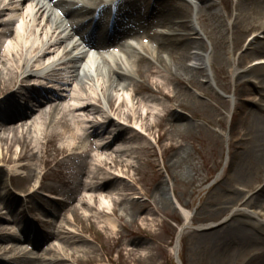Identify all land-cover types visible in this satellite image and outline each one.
I'll use <instances>...</instances> for the list:
<instances>
[{
	"label": "rangeland",
	"instance_id": "1",
	"mask_svg": "<svg viewBox=\"0 0 264 264\" xmlns=\"http://www.w3.org/2000/svg\"><path fill=\"white\" fill-rule=\"evenodd\" d=\"M85 2L87 4L89 1ZM244 2L200 0L197 15L190 4L175 2L182 10L189 9L191 17L196 19V26L203 34V48L211 55L208 71L218 92L209 87L204 73L198 70L188 72L184 67L186 43L178 45L174 60L168 59L172 70L176 72V77L171 81L165 80L162 69H158L160 75L147 74L142 77L133 72L134 80L123 82L130 85L127 94L119 95L113 90L102 93L104 87L107 91V85L115 79L112 69L118 67L114 65L105 68L97 85L99 89L93 87V83L90 86L75 82L72 89L83 88L81 96L100 99L98 106L110 112L117 122L111 124L112 129L118 128L119 124L132 129L128 132L131 137L129 145L143 146L142 140H146L147 146L141 152L125 158L129 160V166H122L119 162L122 157H116L115 154L111 157L107 153L103 154L114 162L115 168L112 170L106 166L101 169L93 165L96 163L91 160L90 154L68 158L57 151L62 141L53 144L43 139L40 144L25 150L23 143L15 144L16 138L12 139L21 134L20 120L13 125L4 123L9 125L6 129L1 127L0 136L7 132L10 137L0 142L3 152L6 154L10 149L15 158L22 152L27 156L20 161L21 167L17 172L11 171L13 164L0 162V217L6 221L0 223V228L10 227L11 222L7 220L12 217L22 220V210H26V219H30L32 225L34 218L43 214L39 206L47 203L52 211L44 216L51 217L52 223H46L43 229L49 230L53 225L65 233L77 234L79 246L67 247L54 238L52 242L59 249L64 248L67 256L74 248L82 246L88 252L82 264H246L253 255L264 253V235L253 241H240V211H251L241 206L252 200L260 188L256 180L264 177L260 163L240 153V132L244 125L240 123V112L238 116L234 115L236 104L239 105L243 99V90L248 86L255 87L253 80L248 81L252 79L250 75L242 79L247 83L240 86V58L254 37L259 35L264 42V35L245 33L246 23L240 24V4ZM247 7L251 5L247 3ZM82 16L74 17L73 20L79 22ZM105 18H108L107 13ZM84 30L88 31V27ZM142 33L151 41V31L147 27ZM125 41L118 43V51L124 50L122 46ZM67 45L68 41L65 47ZM152 45L150 43L149 48ZM106 49L108 47L97 51V54L104 53ZM72 65L68 63L67 68ZM131 68L134 65L127 71ZM67 76V73L59 76L60 82H66ZM33 79L30 77L25 85L42 84ZM156 83L165 84V91L173 95L175 101H167L159 94L152 93L150 88L153 89ZM60 87V84H51L50 88L56 90ZM109 93L116 100L122 95L126 99L134 96L136 104L140 101L138 105L142 113L155 110L159 117L150 118L147 128L143 120L125 123L108 107L107 99L102 94ZM5 97L0 96V101ZM7 100L11 101V97ZM14 100H18V97ZM258 101L259 97L256 99ZM50 103L47 112L56 106L53 101ZM67 105L69 103L63 106ZM169 108L175 112L169 114ZM248 113L253 117L259 116L253 104L247 106L246 115ZM60 116H56L58 121ZM96 117L90 119L102 120L101 115ZM48 125H42L43 129ZM163 133L165 137L161 136ZM35 153L36 156L32 157ZM96 173L115 180L109 193L103 197L108 196L107 206L115 208L116 213L103 214L100 219L90 217L94 211L79 201L86 194V189L80 190L77 200L66 199L79 180L90 184ZM117 176H123L126 180ZM163 188H166L165 194ZM121 190H125L126 197H122ZM53 198L66 199L68 205ZM13 200L14 206L9 207L8 202L13 203ZM99 205L97 203L95 207L99 208ZM73 207L77 209L74 212ZM11 210L16 213H10ZM184 211L192 214V220L189 228L181 231L177 260L175 245L179 230L185 224ZM261 211L257 209L258 213ZM106 217L116 222L115 233L112 226L104 222ZM241 219L247 220L245 217ZM256 227L264 233L263 224L258 223ZM228 229H232L233 235L227 240L217 234L215 238L209 236L219 231L225 233L224 230ZM130 249L134 250L131 255Z\"/></svg>",
	"mask_w": 264,
	"mask_h": 264
},
{
	"label": "bare ground",
	"instance_id": "2",
	"mask_svg": "<svg viewBox=\"0 0 264 264\" xmlns=\"http://www.w3.org/2000/svg\"><path fill=\"white\" fill-rule=\"evenodd\" d=\"M87 1L89 2L83 7L72 4L77 7H71L70 9L67 8V3H62L63 19H56L52 14L45 15L44 13L40 17H38V13L32 17L30 12L33 8L38 7L33 0H0V96H7L3 101H0V133L3 128L6 129L9 125L4 123L10 122L13 125L14 121L19 119L21 134L12 139L16 138L15 144L23 143L25 150L33 148L34 144H40L43 139L53 144L62 141L58 145L57 151L68 158L88 156L90 153H97V156L107 153L110 157L115 154L116 157H122L119 160L122 166H129V160L125 158L141 152L147 146L146 140H142L143 146L129 145L131 137H129L128 132L132 129L120 124L118 128L112 129L111 124L117 122L114 121L110 112L98 106L100 99L95 96H81L80 93L83 88L81 90L72 89L75 82L81 85L93 83V87L99 89L97 85H99L101 75L105 73L108 61L103 60V57H96L90 52L86 55L85 51L80 50L82 45L78 43H75L74 52L71 55L65 47V43L68 41L71 32H75L83 40L84 48L89 46L91 49L109 47L128 38L127 43H131L130 45L135 47H129L128 45L125 48L130 51L128 59L122 57L123 52L116 54V51H113L110 54V58L117 63L118 69H112L115 79L107 85V91L105 87L102 91V93H106L113 90L119 95L120 93L127 94L130 85L127 86L123 82L125 80L133 81V72L142 77L147 74L160 75L159 70L162 69L165 72V80L171 81L173 77H176L174 74L176 72L172 70L168 59L174 58V52L178 45L186 43V55L184 54L186 63L184 67L188 72L198 70L200 73H204L209 87L218 92L208 71L211 55L203 48V34L196 26V19L191 17L189 9L182 10L181 7L179 8L175 4L176 1H181L184 5L190 4L197 15L196 11L200 0ZM247 3L251 5L250 8L247 7ZM140 4L145 5L144 10H147L150 17L155 14L159 19L162 31L165 32L164 28H169V32H167L169 36L154 32L149 35L151 41L146 39L147 37L142 32L144 28L146 29L148 23L145 21V13H142L144 10L139 7ZM107 10L114 12L115 15V23L111 33L108 29H105L106 26L101 27L105 25L102 18L95 22L97 27V36L95 37L92 33H82V23L73 20L74 17L79 15ZM20 19L23 28L21 33H17L13 28L20 23ZM242 23L247 25L245 33L252 32L255 35L259 33L264 35V0H245L243 4H240V24ZM107 26V28H110L109 22ZM105 33L109 34L104 36ZM150 43L153 44L151 48H149ZM69 57H72L69 62L72 61L73 66L66 72L69 74L67 82L61 85L59 89L52 90L50 88L51 84H59L56 83V79L65 72L64 67H66L67 62L64 59ZM47 60L48 63L42 65V62ZM52 62H57L58 65L46 73L43 78H40L43 82L40 89L25 85L30 77L34 78L33 75L36 76L38 72L50 67ZM132 65H134V68L127 71ZM133 69L135 70L133 71ZM240 70H242L240 80L244 79L246 75H250L252 79L248 81L253 80L255 84V87L248 86L243 90V99L239 105L236 104L234 109L235 116H238L240 112V123L244 125V129L240 132V153L260 163L262 173H264V42L259 35L254 37L245 54L240 58ZM246 83L242 80L240 86ZM150 90L167 101H175L174 96L165 91V84L163 83H156L155 87L153 89L151 87ZM102 95L104 98L106 97L111 112L125 123L131 120H143L146 122L147 128L150 118L159 117L155 110H145L142 113L138 105L140 101L136 104L134 96L125 99L124 95H122L123 97L118 95L119 98L116 100L112 93ZM10 97L11 101L7 100ZM17 97L21 100L27 99L30 103L33 102V110L29 111L27 107L26 111H22L21 108L14 105L12 101ZM258 97L259 101L256 102ZM50 101H53L56 106L47 112L46 108L51 104ZM65 103H69V105L63 106ZM249 104L254 105L259 116L253 117L251 113L246 115ZM169 110V114L175 112L173 108H169ZM242 113L246 116H242ZM59 114L61 116L58 121L56 116ZM96 115H101L102 120L90 119L91 117L97 119ZM44 124H49L46 129H43L42 125ZM141 134L144 136L143 133ZM29 135L32 137L29 138ZM67 136H69L68 139L63 141ZM161 136L165 137V133ZM9 137L10 134L6 132L3 136H0V142H5ZM26 156L27 154L22 152L20 156L15 158L12 150L8 149L5 154L2 147H0V162L13 164L12 172L19 170L21 167L20 161ZM35 156L36 153L32 157ZM92 159L96 163L93 165L101 169L104 166L110 170L115 168L113 161L111 164H106V158H101L104 160L102 163L99 162L100 160L96 159L95 161L94 158ZM118 177L123 181L126 180L123 176H117L116 178ZM92 180L90 184L79 180L73 188L72 194L67 195L66 199L68 201L77 200L80 190L84 188L86 194L79 201L94 211L91 216H88L100 219L103 214L114 215L116 209H110L107 206L108 196H103L109 193V188L115 180L107 176H98L97 173L93 174ZM256 184L260 186L259 190L251 201H247L241 206L248 207L251 211L245 213L239 209L240 241H253L262 238L260 235H264L261 232L262 230L259 231L257 230L258 227L255 228L258 223L264 225V215H262L264 211V177L258 178ZM165 192L166 188H163V193L165 194ZM240 192L243 191L240 190ZM121 193H123L122 197L127 196V194H124L125 190H121ZM66 199H58V201L68 205ZM14 203V200L13 203L8 202L9 207H13L12 204ZM97 203L100 204L99 208L95 207ZM55 204H58V202ZM39 208L43 214H38L35 221L41 225L47 220L52 223L51 217H42V215L51 213L52 210L50 211L49 204H41ZM257 209L262 211L258 213ZM74 210H77L76 207H73V212ZM10 213L15 214L16 212L11 210ZM25 213L26 210L21 211L22 220L14 217L8 219V221L13 222L12 226L14 225L11 240L15 238L14 234H20L16 223L21 221L28 223ZM191 216L190 212L184 211L185 223L191 224ZM241 217H245L247 220L241 219ZM4 222L6 221L0 217V223ZM104 222L111 225L113 232H116L117 225L114 220L106 217ZM224 231L226 234L219 231L209 236L215 238V234H217L223 240L232 237V229ZM3 232L4 229L0 228V254L8 247L15 250L13 244L6 243L8 238ZM46 232L48 233H35L34 247L31 253L22 250L16 252L15 250V254L10 256L8 264H82L85 262L84 258H86L88 252L82 246L78 247L80 239L77 234L65 233L61 229L56 230V227H51ZM53 238L66 244L67 247L77 244L78 246L67 256L64 248L59 249L57 245H53ZM23 248L29 249L30 247L24 245ZM175 249L179 251L180 246L178 247L177 244ZM133 252L134 250H129L130 255ZM5 260L7 259H1L0 264H4ZM246 264H264V253L253 255Z\"/></svg>",
	"mask_w": 264,
	"mask_h": 264
}]
</instances>
